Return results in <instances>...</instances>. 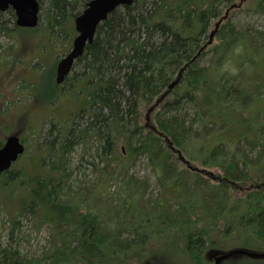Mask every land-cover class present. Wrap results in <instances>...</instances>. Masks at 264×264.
Masks as SVG:
<instances>
[{
	"label": "trees",
	"instance_id": "obj_1",
	"mask_svg": "<svg viewBox=\"0 0 264 264\" xmlns=\"http://www.w3.org/2000/svg\"><path fill=\"white\" fill-rule=\"evenodd\" d=\"M88 1L48 0L44 13L41 0L44 30L16 26L15 13L9 10L17 42L11 46L17 51L11 63L23 61L28 72L26 65L36 60L35 67L42 68L39 54H45L46 46L53 50L61 38L69 45L76 33L74 18L82 11L78 7L84 9ZM241 3L246 11L264 15V0H135L98 26L65 80L78 113L61 125L52 122L42 146L46 154L37 151L44 154L39 163L30 164L29 171L16 170L14 164L0 176V190L10 191L9 199L1 198L0 208L16 205L20 215L34 219L37 229L47 223L52 239L41 255L24 253L19 219L10 218L8 243L0 244V264H213L212 256L223 247L216 242H225L230 232L242 231L264 243V106L259 105L264 99V30L231 22ZM218 20L220 42L209 47V33ZM44 35L45 41L30 40ZM209 50L214 51L212 64L202 66ZM53 60L48 91L39 97L47 105L62 94ZM10 73L13 67L2 78ZM25 74L15 72L11 78L17 84L26 80ZM16 84L11 83L15 90ZM155 101V106L162 103L163 111L150 114L155 122L143 123L142 108ZM187 108L193 110L190 117ZM29 112L14 113L23 127L16 126L10 134L21 135L19 127L31 125ZM227 142L229 159L222 156ZM242 143L256 152L257 160L240 154ZM235 146L239 148L231 151ZM77 147L83 149L82 158L94 147L99 157L94 168L99 182L89 184L87 191L86 175L72 174L69 155ZM198 147L205 154L202 163L219 172L191 168L199 166L183 148L195 153ZM139 154L147 156L159 177L160 195L151 191L153 195L145 197L149 187L131 178L120 194L104 197L106 189L99 186L111 174L109 168L123 174ZM254 169L259 173L256 180ZM203 174L223 176L214 181ZM21 189L28 195L18 203ZM181 255L187 257L184 263Z\"/></svg>",
	"mask_w": 264,
	"mask_h": 264
},
{
	"label": "rangeland",
	"instance_id": "obj_2",
	"mask_svg": "<svg viewBox=\"0 0 264 264\" xmlns=\"http://www.w3.org/2000/svg\"><path fill=\"white\" fill-rule=\"evenodd\" d=\"M41 3V0H39ZM43 5V11L44 13L48 9V0H42ZM245 7V6H244ZM242 7L241 9H237L232 13V16L230 18L231 22L235 25L241 27L245 26H255L257 28H260V30H264V15H261L259 13H255L253 11H246L245 8ZM79 9L83 8L80 6ZM78 9V10H79ZM7 12H0V62L5 61L7 64L2 65L0 63V104L2 111H0V119H3V125H0V142L5 141V136L9 135L12 130L16 126H21L23 121H18L17 117L15 118L14 113L16 112H22L24 110L28 111L31 109V112H29L28 120L31 124L28 128L24 129L22 127H19L21 130V137L23 138L24 142L28 145L29 144V151H33L34 153H38L37 151L44 150L42 147L44 145V142L47 137V133L50 130L52 126V122H56L57 124H62L68 117L71 116V114L78 113V105L74 102L73 98L70 96L69 93H67V89L70 87V82L64 83L62 86H57L61 91V97L58 100H55L50 105L46 104L43 100H40L41 94H44L48 91V86L46 84V80L48 79V76L51 72L52 66H54V60L57 59L56 65L59 62L60 59L65 57V55L70 51L72 48V42H73V35L72 38L69 39V45H65L64 43H61L63 38L60 39L58 43H54L53 50L51 47L45 48V54L41 53L39 54L38 61L40 62L42 68L37 69L35 66H37V61L34 60L32 63V66H28L29 71L27 72V69L24 66L23 61H20L17 59V61H13V55L12 53H16V50H11V46L16 44V40L13 39V34L11 31L14 28V22L12 21L11 15ZM224 12V11H223ZM2 16V17H1ZM47 23V20L42 19L40 22L39 28L43 29V25ZM29 29V28H24ZM44 30V29H43ZM6 31H10L9 33H6ZM18 35H22L21 33H18ZM210 35V34H209ZM33 36V35H32ZM40 36V35H39ZM34 37L30 39L32 42H36L39 39H42V41H45L47 38V35L42 37ZM17 37V36H16ZM18 38V37H17ZM75 38V37H74ZM213 43L217 44L220 41L218 38L213 37ZM15 46V45H14ZM17 50L20 48L18 45L16 46ZM21 49V48H20ZM38 54V51H37ZM214 55V51L209 50L206 55L201 59L202 66L208 67L212 64V58ZM10 62V63H9ZM34 65V66H33ZM13 67V73L20 72L23 75L27 76L25 79H18L17 84L14 79L11 78L13 76V73L9 74L8 78L3 79L4 75L7 74L10 70V68ZM53 71V70H52ZM54 75L56 76V67L54 70ZM54 76V80H55ZM3 77V78H2ZM3 79V80H2ZM11 83L16 84V90L11 85ZM56 83V82H55ZM8 92V93H7ZM66 92V93H65ZM167 92H165L161 97L167 95ZM264 96V91L263 94ZM44 99H48V96L45 95L43 97ZM159 98V99H160ZM264 98V97H263ZM157 104V101L153 102L150 106L143 107L142 108V122L147 124L155 122L153 120V116L150 118V114L155 112L156 114L159 111L162 110V103L159 104L157 109H155V105ZM259 105L264 106V99L259 103ZM54 111H53V110ZM15 110V111H14ZM52 112L54 115L52 116ZM186 112H188L189 117L192 116L193 110L191 108H187ZM43 114V116H41ZM41 116V117H40ZM155 116V115H154ZM38 119V120H37ZM209 126L208 128H210ZM57 129V128H56ZM26 130V133H24ZM211 132V130H207L206 134ZM23 132V133H22ZM56 135V130L53 131V136ZM197 137L192 136L191 139H189V142L192 144L191 140L195 141ZM197 144V143H196ZM237 145V144H236ZM230 143H225V147L220 153L223 157H228L226 159H229L231 156L230 151ZM240 147V148H239ZM239 147L235 146L231 149L233 151L234 148H239L238 150L241 151L240 154L244 153L245 155L249 156V161L257 160L258 156L256 152H253L248 150L246 146L242 143L239 145ZM185 150V151H184ZM92 152V153H91ZM183 153L185 156L193 161L196 165L205 167L210 170H214L216 172H219L220 170L215 168L212 165H204L202 161L204 159L205 154L202 150V148L198 147L197 151L194 153L187 152L186 149L183 148ZM83 155V149L81 147H77L74 149L72 154L69 155L72 167L75 169L73 170L74 173L76 172L78 174L86 175L85 180V190H88L89 184H98V175L96 171L94 170L95 165L99 164V157L95 154V147L88 150L87 153H85L84 157ZM229 155V156H228ZM257 156V157H256ZM44 157V154L37 160V162H40L41 158ZM83 160L82 162L80 160ZM30 164L28 156H22L15 164L14 169L16 170H27L30 169ZM33 165V164H31ZM42 165V164H41ZM35 166V165H34ZM37 166H40L39 164H36ZM103 167V165H100ZM242 165H239V168H241ZM219 168V167H218ZM39 174L43 173V168H38ZM81 171V172H80ZM109 171L111 174H106L105 177H103L101 185L99 187L106 189V193L104 197H109L110 194L121 193V186L122 189L124 187V183L126 181H129V179L132 178L134 182H137L138 184H141L142 182H145L146 185L149 187L150 193L146 194L145 197H151L153 194L160 195V188H159V177H157V174L154 172L153 167L148 162V158L145 154L137 155L135 159H131V161L128 163L127 169L124 171L125 173L119 174L115 173V171L111 170L109 168ZM114 173V174H113ZM253 173V179L256 180L258 178V172L256 169H254ZM32 176L31 174H29ZM252 179V180H253ZM251 180V181H252ZM253 180V182H254ZM243 185V181H240ZM248 184L247 186H249ZM22 188V187H21ZM234 188H231V193L235 196H240V194H237L236 192H232ZM238 190V188H235ZM20 195L18 196L16 202H20L22 199L27 198L28 192L26 189H21ZM94 189H92L93 191ZM151 191L153 194H151ZM234 191V190H233ZM10 191L7 190L6 187H3L0 190V202L1 198L5 197L6 199L10 198ZM113 194V195H114ZM16 197V196H15ZM2 205V204H1ZM0 205V207H1ZM10 218L19 219V237H20V245L21 249L24 253H27L31 256H39L43 253L45 249L49 246L50 240L52 239L50 226L47 223H43L39 229H37L34 226V219L22 216L18 212V208L16 205H13L12 203H9L7 207H5V210L3 208H0V244H7L8 243V233L10 231ZM231 233V232H230ZM227 235L224 237L225 242H216V243H222V251L223 252H231L237 249H245L250 251H255L257 253H264V243L260 242L259 238L256 236H252L248 233H242V231L234 232L233 234ZM253 239V242L249 240ZM161 251H159L160 253ZM182 256V255H181ZM184 259L180 262L184 263L187 259L186 255L182 256ZM222 264H264V257L260 258H253L246 255H234L232 257H229L223 261Z\"/></svg>",
	"mask_w": 264,
	"mask_h": 264
},
{
	"label": "water",
	"instance_id": "obj_3",
	"mask_svg": "<svg viewBox=\"0 0 264 264\" xmlns=\"http://www.w3.org/2000/svg\"><path fill=\"white\" fill-rule=\"evenodd\" d=\"M134 1L135 0H90L87 3L86 8L78 14L74 20L77 35L73 40L72 48L70 52L58 62L55 78L57 84H62L67 76H69L75 61L84 54L87 45L93 42L98 26L119 7L132 5ZM10 8L15 13V23L18 27L34 28L39 25L41 10L39 0H0V11L5 12ZM220 21L216 24V29L211 32L210 43L212 42ZM24 151L25 145L21 142L18 135L12 134L7 137L5 144L0 148V174L9 170L12 163L15 162ZM179 157L182 158L183 161H187L182 154H180ZM234 255H246L253 258L264 257V253L237 249L217 255L214 262L215 264H222L223 260Z\"/></svg>",
	"mask_w": 264,
	"mask_h": 264
},
{
	"label": "flooded vegetation",
	"instance_id": "obj_4",
	"mask_svg": "<svg viewBox=\"0 0 264 264\" xmlns=\"http://www.w3.org/2000/svg\"><path fill=\"white\" fill-rule=\"evenodd\" d=\"M43 153L46 154L45 149L43 150ZM42 155L40 154V152L37 154H35L33 151H29L28 152V157H29V163L33 164V163H39L37 162V160L41 157ZM43 159V158H41ZM205 176L209 175L208 177H211L212 180H216V181H221L223 174H203Z\"/></svg>",
	"mask_w": 264,
	"mask_h": 264
},
{
	"label": "bare ground",
	"instance_id": "obj_5",
	"mask_svg": "<svg viewBox=\"0 0 264 264\" xmlns=\"http://www.w3.org/2000/svg\"><path fill=\"white\" fill-rule=\"evenodd\" d=\"M76 37V36H75Z\"/></svg>",
	"mask_w": 264,
	"mask_h": 264
}]
</instances>
